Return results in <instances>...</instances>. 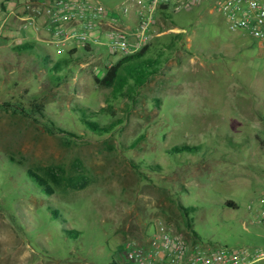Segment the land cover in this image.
Wrapping results in <instances>:
<instances>
[{"label": "rangeland", "instance_id": "rangeland-1", "mask_svg": "<svg viewBox=\"0 0 264 264\" xmlns=\"http://www.w3.org/2000/svg\"><path fill=\"white\" fill-rule=\"evenodd\" d=\"M95 1L128 5L126 17L138 19L146 0ZM156 17L161 24L145 57H159L162 70L133 97L95 81L124 56L105 44L66 52L74 62L56 86L0 40V103L30 112L0 106V264H131L128 247L147 245L159 224L191 242L195 230L207 246H264V47L231 32L205 6ZM33 95L58 126L80 137L70 143L50 132L32 109ZM78 105L103 124L122 122L111 135H97ZM182 145L200 150L172 152ZM28 169L47 176L56 193H42ZM227 199L238 208L225 206ZM180 205L195 211L187 217ZM65 227L81 235L67 237Z\"/></svg>", "mask_w": 264, "mask_h": 264}, {"label": "built area", "instance_id": "built-area-1", "mask_svg": "<svg viewBox=\"0 0 264 264\" xmlns=\"http://www.w3.org/2000/svg\"><path fill=\"white\" fill-rule=\"evenodd\" d=\"M140 3L143 9L135 25L133 34L137 40L133 43L129 28L122 25L129 15L128 5L111 8L94 0H50L47 4H38L35 11L50 16L48 27L59 53L66 51L64 45L69 41L89 45L97 20L101 19L110 26L104 31L107 42L102 41L100 33L94 42L105 44L114 54H131L145 46L152 39V33L158 32L161 24L156 17L158 11L168 19L171 12L201 6L221 14L231 32L249 36L264 47V0H146ZM261 203L259 219L264 223V194ZM126 257L131 264H254L264 259V246L255 249L207 246L193 243L165 224H159L147 245L129 246Z\"/></svg>", "mask_w": 264, "mask_h": 264}, {"label": "trees", "instance_id": "trees-1", "mask_svg": "<svg viewBox=\"0 0 264 264\" xmlns=\"http://www.w3.org/2000/svg\"><path fill=\"white\" fill-rule=\"evenodd\" d=\"M170 16V15H169ZM13 51L19 55H26L31 59V61L41 70L48 82L52 85L59 86L62 82L66 81L69 77L68 67L74 60L71 57L62 58L60 60H54L51 54L37 42H24L13 46ZM149 51V45L143 46L138 51L122 56L117 62L111 64L107 67L105 74L102 77H96L95 81L102 87L110 88L115 94L132 96L133 93L139 91L146 83H148L153 77L161 73V60L159 57L156 58H146L145 55ZM72 54L74 53L71 52ZM32 109L39 116L46 118L48 120V129L52 133H63L66 136V141L72 143L74 138L80 137L79 135L66 130L56 124V122L48 117L45 112V104L38 98L37 95H33L31 101ZM1 107H6L8 109H13L14 111L21 113L22 115H29L30 112L20 104H14L11 102L0 103ZM78 111L82 115V120L89 130L97 135H106L112 133L115 127L122 122L121 119L112 120L109 123H101L99 120L94 119L95 117L91 114L92 110H88L87 107L78 105ZM200 148L196 145H182L176 146L172 149L173 153H181L185 151L189 152H199ZM10 159L14 162L22 164L21 161L17 160L13 154ZM28 177L35 181V185L38 186L42 193H46L53 196L56 193L55 183H53L47 176L38 173L32 169L27 171ZM81 181V180H78ZM83 184V183H82ZM37 188V189H38ZM224 205L231 208H238V204L232 200L227 199ZM180 208L184 210V215L189 216L190 212L195 211V206ZM50 215L56 217H62L61 212L56 207H50ZM65 235L67 237L78 238L81 232L77 229L65 227ZM193 241L197 243L200 241L201 236L193 230ZM108 264H124L119 263L116 260H112ZM126 264V263H125Z\"/></svg>", "mask_w": 264, "mask_h": 264}, {"label": "crops", "instance_id": "crops-1", "mask_svg": "<svg viewBox=\"0 0 264 264\" xmlns=\"http://www.w3.org/2000/svg\"><path fill=\"white\" fill-rule=\"evenodd\" d=\"M50 0H0V40L6 46H14L24 42L32 41L42 45L53 57L54 60H60L64 54L71 50V52L78 53L80 45L88 52L95 46L94 39L100 33L104 35L107 29V23L101 19L97 20L98 26L92 32V40L86 47L78 41H69L64 45L66 51L62 52L63 56L59 59L54 56L52 47L58 50L55 37L48 27L50 16L47 13L38 14L35 7L44 3L47 4ZM126 27L131 28L132 24L136 23L137 19L126 17L124 18ZM264 259L254 263L261 264Z\"/></svg>", "mask_w": 264, "mask_h": 264}]
</instances>
